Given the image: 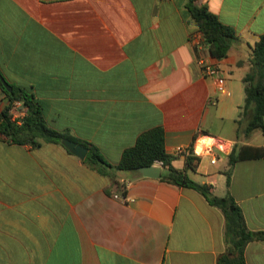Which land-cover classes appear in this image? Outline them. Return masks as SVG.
Masks as SVG:
<instances>
[{"label": "crops", "instance_id": "0c3cea01", "mask_svg": "<svg viewBox=\"0 0 264 264\" xmlns=\"http://www.w3.org/2000/svg\"><path fill=\"white\" fill-rule=\"evenodd\" d=\"M197 5L235 30L227 58L211 56L187 0H0V72L34 95L48 127L97 147L110 164L163 128L169 154L204 153L191 167L175 156L172 166L223 197L234 148L264 147L261 132L245 136L237 124L264 0ZM201 60L226 79L225 93ZM8 103L0 87V114ZM219 143L227 152L213 165L206 147ZM111 173L64 146L0 135V264H217L226 250L221 210L194 189ZM124 187L126 202L115 198ZM229 192L248 228L264 232V157L237 162ZM245 258L264 264V240Z\"/></svg>", "mask_w": 264, "mask_h": 264}, {"label": "trees", "instance_id": "16d2710c", "mask_svg": "<svg viewBox=\"0 0 264 264\" xmlns=\"http://www.w3.org/2000/svg\"><path fill=\"white\" fill-rule=\"evenodd\" d=\"M187 10L202 34L204 45L211 56L218 60L227 58L232 44L238 39L235 30L223 24L208 7L197 5V0H187ZM250 61L251 70L244 78L245 104L241 108L240 120L237 124L244 125L242 133L245 136L256 131L264 135V34L252 48ZM11 86L13 92L9 93L0 82V87L9 100L0 114V135L7 140L18 145L39 146L41 142H45L63 146L62 141L70 139L88 148L85 163L105 176H111L113 171L139 174V169L152 167L156 162H161L163 169L167 170L166 174L161 175V181L194 189L201 193L213 207L222 211L225 218L226 250L219 256L217 264H247L245 252L248 245L264 240V232H253L248 228L241 207L229 192L235 164L243 159L264 157V147L243 145L234 148L229 156V170L226 172L228 192L225 196L218 197L211 192V186L194 182L185 172L172 166L175 156L166 150L163 128L157 127L140 135L136 144L123 153L120 163L113 165L103 157L97 147L48 127L42 106L35 100L34 95L25 88ZM18 101L22 102L27 109V115L21 125L13 122L10 114L13 104ZM196 160V158H188V166L191 167ZM119 187L122 188V186Z\"/></svg>", "mask_w": 264, "mask_h": 264}, {"label": "built area", "instance_id": "2783aa9c", "mask_svg": "<svg viewBox=\"0 0 264 264\" xmlns=\"http://www.w3.org/2000/svg\"><path fill=\"white\" fill-rule=\"evenodd\" d=\"M199 64L203 70V73L207 76H217L216 81V92L218 94H223L226 91V79L224 77L218 76V70L214 68L213 66L208 65L204 60L199 61ZM217 101H213V105H216ZM10 114L12 116V121L15 122L18 125H21L23 123L24 118L27 115V109L24 107L22 102H15L11 108ZM208 156L211 159V164L215 165L218 161V157L216 152L226 153L227 147H225L223 144H212L210 146L206 147ZM203 152L199 151L197 148L191 146V147H177L175 149V152L173 153L174 156L177 157H184L186 160L188 158H196L199 159L203 156ZM154 166L162 167L163 164L161 162H156ZM122 195L115 196L116 199L127 201V193H126V187L123 189Z\"/></svg>", "mask_w": 264, "mask_h": 264}, {"label": "water", "instance_id": "95a60500", "mask_svg": "<svg viewBox=\"0 0 264 264\" xmlns=\"http://www.w3.org/2000/svg\"><path fill=\"white\" fill-rule=\"evenodd\" d=\"M0 82L2 83L3 87L9 93L13 92V87L11 84L5 79V77L0 72ZM62 145L73 155L78 157L81 160L86 159L88 154V148L78 144L75 141L70 139H64L62 141ZM139 174L146 178H153V179H160L162 173V167L152 166V167H145L138 170Z\"/></svg>", "mask_w": 264, "mask_h": 264}, {"label": "rangeland", "instance_id": "374dc122", "mask_svg": "<svg viewBox=\"0 0 264 264\" xmlns=\"http://www.w3.org/2000/svg\"><path fill=\"white\" fill-rule=\"evenodd\" d=\"M258 133L261 134L260 131H258ZM166 173H167V170L163 169V174H166ZM221 195H223V194H221Z\"/></svg>", "mask_w": 264, "mask_h": 264}]
</instances>
